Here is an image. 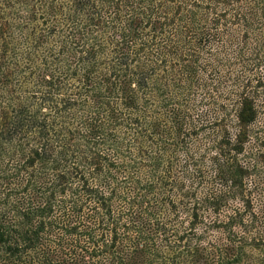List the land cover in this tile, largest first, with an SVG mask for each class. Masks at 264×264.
<instances>
[{
  "label": "trees",
  "instance_id": "trees-1",
  "mask_svg": "<svg viewBox=\"0 0 264 264\" xmlns=\"http://www.w3.org/2000/svg\"><path fill=\"white\" fill-rule=\"evenodd\" d=\"M263 115L264 0H0V264H264Z\"/></svg>",
  "mask_w": 264,
  "mask_h": 264
},
{
  "label": "rangeland",
  "instance_id": "rangeland-1",
  "mask_svg": "<svg viewBox=\"0 0 264 264\" xmlns=\"http://www.w3.org/2000/svg\"><path fill=\"white\" fill-rule=\"evenodd\" d=\"M132 66H134V64ZM162 78H163L162 76L159 77L160 80H162ZM215 97H216V95H215ZM170 101H174V100L172 98L168 97V99L166 100V103H168ZM208 101H212V98L209 97V94H207V91H205L202 88L198 89L195 86V88H191L189 90H185L184 95L182 97V101H181V102H184L183 103L184 105L181 108L183 110H191L192 108H194L195 110L191 114L196 119L200 115L204 114L206 111L209 112V110H211V109H209L210 106L207 105ZM179 102L180 101H177L176 105H178ZM170 108H172V107H170ZM207 109H209V110H207ZM226 112L230 113V114H234V107L232 106V104L228 105V109H227ZM263 119H264V115L261 117V119H259V121L256 123V125L253 128L258 133L261 132L262 128L264 129ZM255 148L258 149V144L257 143L253 146V149H255ZM213 154H214L213 151H211V152L209 151L207 153V156L211 157ZM248 159H249L248 157L244 158L243 155H241L239 157L240 161H248ZM227 200L229 201V203L227 204L228 206L226 208V211H227V215H230L233 212L232 207L234 205H236L237 203L233 202L234 200H233L232 197L227 198ZM189 202H190L189 207L192 208L191 203L193 202V200H190ZM190 221H191V219H185V221H183V222H184L185 225H189ZM199 226H202V225H199ZM199 226H198V229H199ZM213 237H216V239H218L220 237V235H218V233L216 231H210L209 235L202 240V247L205 246L207 249H211L212 246H211L210 243H211ZM233 239H234L235 243H233L232 247H234V246L237 247L239 241L246 240V241H248L246 243V245H245L247 247L246 252H245L246 255H248L249 257H251L252 259H254L256 261H259V262L261 260L264 261V249H260V248L254 247L252 245L251 240H250L251 239L250 235H249V239H247L245 237H242V234L239 233L237 238H233ZM243 264H248V263H247V261H245Z\"/></svg>",
  "mask_w": 264,
  "mask_h": 264
}]
</instances>
